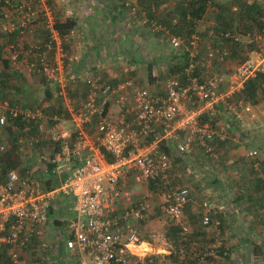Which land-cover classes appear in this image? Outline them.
I'll use <instances>...</instances> for the list:
<instances>
[{"label": "built area", "instance_id": "obj_1", "mask_svg": "<svg viewBox=\"0 0 264 264\" xmlns=\"http://www.w3.org/2000/svg\"><path fill=\"white\" fill-rule=\"evenodd\" d=\"M122 3L129 15L125 27L131 29L138 19L153 35L166 34L169 46L188 57L181 74L168 76L163 85L159 74L151 72L152 81L163 89L162 93L138 85L128 64L124 78L115 83L95 78L89 70H76L87 48L68 52V38L75 29L63 38L54 28L56 19L50 9L44 20L48 35L43 45L7 46L10 63L43 77L51 92L50 100L36 108L15 107L0 98V127L19 118L28 124L33 122L38 132H26L30 143L49 145L37 154L28 151V159L34 163L24 174L14 168L7 172L5 181L0 177V254L12 264L50 262L46 254L51 251L48 256L54 257L61 244L68 252L65 259H72L73 264H158L154 258L157 252L140 229L154 208L150 197L154 192L161 194V208L184 233L189 232L185 209L191 201L189 187L172 185L174 154L163 145L174 147L175 142L176 154L181 156L201 148L216 157L217 138H228L211 123L220 107L237 118L254 111V105L237 95L249 79L264 71V52L240 59L226 78L212 67L225 66L232 59L227 47L208 46L202 54V39L197 32L188 37L173 33L159 18L149 17L138 0ZM0 9L4 30L18 31L21 37L34 33L35 21L44 14L36 0H0ZM201 20L195 21L196 25ZM209 33L216 35L214 29ZM223 36L231 37L230 32ZM250 36L238 34L233 38L245 43ZM50 49L54 53L49 58ZM123 59L120 56L119 60ZM100 60L95 62L97 68H102ZM200 65L205 68L203 74L197 72ZM81 85L86 87V94L76 97L74 93ZM12 126L20 132L16 124ZM11 146L9 141L0 143V157ZM257 154L254 150L248 156ZM75 160L79 162L76 166ZM49 172L61 177L60 184L50 190L40 177ZM131 181L161 185V192L157 187L149 188L145 197H137L134 189L124 188ZM119 198L125 202L123 210L116 209ZM69 199L74 216L65 228L54 229V238H50V213ZM212 208L209 201H203L204 227L212 224ZM145 243L149 247H144ZM139 248L141 251H137Z\"/></svg>", "mask_w": 264, "mask_h": 264}, {"label": "rangeland", "instance_id": "obj_2", "mask_svg": "<svg viewBox=\"0 0 264 264\" xmlns=\"http://www.w3.org/2000/svg\"><path fill=\"white\" fill-rule=\"evenodd\" d=\"M70 1L73 0H65L62 2V4L59 3L61 4L59 10L60 13H62V11L64 12V10H67L66 8L67 6H65V3L68 2V4H70ZM214 1H216L219 4H222L230 0H214ZM180 2H181L180 0H162L160 4L159 3L157 4L158 5L157 16L159 17L161 23L167 24L170 20L179 18ZM261 4L263 5L262 2ZM234 7L236 8L235 10ZM216 9L217 7L211 4L208 11L204 15L203 19L199 23H197L195 28V32H197L202 39V54L205 53L208 46L216 47L221 45L220 41L216 39L214 35H211L209 33V31L213 29V26H215L212 22H214ZM142 10L144 9L142 8ZM236 10H237V6L234 5L232 7V12L236 13ZM52 14L53 16H55L57 13L55 12V15L54 13ZM234 19H235L234 20L235 26L238 24H240L241 28L244 26L245 23L244 21L240 22L238 19H236V17ZM124 21H125L124 19L119 20V22H124ZM125 23L126 21L123 23L121 28H119V23H117L116 28L117 30L119 29L120 31L131 30L133 34V38H132L133 44L131 48H125L121 51L119 49H116L110 52L113 54L112 56L113 62L117 63L114 69L116 70L117 73H121L122 70H124V66H126L128 63H132V68L135 63L139 68L137 69L133 68V70L130 72V75L133 77L135 82L138 85L148 87L150 90L154 92L156 91L158 93H162L163 89L160 86H156L154 84L155 83L154 81L149 80L150 79L149 69L151 68L152 71L155 70V72L159 74L161 81L160 85H163L164 81L168 76L181 74V69L179 68V62H180L179 59L173 58L172 55L174 53V50L169 46L166 36L164 35L155 36L153 34H149L148 32L149 30L147 29V27H145L144 25H140L138 19H136L133 22V26L131 29L125 27ZM106 24L109 25V23ZM251 26L254 25L251 24ZM47 31L48 30L45 27V24H44V30L38 29V34H37L38 36L36 35L35 37L36 43L32 42L35 40H32V36L28 35L29 36L28 42L29 40L30 42H32L30 43V45L40 44L41 42L38 41V38L39 39L46 38L48 35ZM238 34L245 36L251 35L248 39H245L247 42L242 43V48L244 49V51L241 52L242 54L238 55V57L236 58H232L225 66L220 67L214 65L212 67L215 73L222 72L226 78H228L227 77L228 73L231 72L235 63L238 62L240 59H243L244 57L255 56L258 52H264V35L257 34V32L255 34H251L250 32L247 34L245 33L242 34V32ZM182 36L188 37L186 35V32H183ZM136 37H139V39H137ZM146 41L148 42V46L145 45V47H142L140 43H138L141 42L145 44ZM215 42H219V44L218 43L215 44ZM253 43L257 44V48L252 51L250 49V46ZM223 47L228 48L229 46H223ZM66 48L70 52L72 51L71 47L68 46ZM120 54L121 56L122 55L124 56V59L120 60L119 62V60L116 59L115 57L120 56ZM150 63H154L155 66L150 67ZM174 63L176 65L172 66V64ZM176 66L177 69H175ZM203 69L205 71V68L202 67V65H200L199 66L200 74H203L202 71ZM120 76H123L122 73L120 74ZM35 77L36 76L32 75L31 82L27 80V84L31 85L32 87V85L40 83V87H41L42 86L41 84H43L42 80H40V77H38L39 79ZM34 94L36 96V93ZM48 100L50 99L44 98L43 102ZM51 103L53 104V101ZM252 115L255 116V118H253ZM234 117L235 116L232 113H228V111H226L223 107H220V112L213 119L214 122L216 123V127H219L220 130H224V131L227 130L226 134L228 135L229 138L226 141V143L222 146L223 147L222 149L220 150L217 149L219 153H217L216 159H212L211 157H208L205 161L202 162L201 160H198L196 162L193 161L191 163L192 170H186V167L182 169L180 168L179 165L183 164L182 162L180 163L177 162H179L178 159L184 160V159H189L190 157L188 156L187 158H183V157L176 158V156L174 155L175 158L174 164L177 163L178 167H176L177 168L176 172L173 171L172 173V185L174 187H181L184 185L195 187L197 182L203 181L204 185L206 186L205 189L209 190V192H207L205 195L199 192L197 198L193 200L192 206L194 207L193 213L195 217L191 218L189 216H185V222L187 223V225H189V232L184 233L180 225L176 226L178 227V231H176L175 234L181 237L179 238L180 240L177 239L178 242H174L173 238L169 239L171 241H168V238L166 237V234L171 229H173V228H169V225H171L174 222L160 207L161 194H157L156 192H154L153 196L150 197L152 198V201L154 203V208L150 212L147 219H145L144 222L143 221L141 222L140 225L141 232L145 240L148 241L150 240V242L154 243L155 246L159 244H163L164 247H167L168 249L174 251L172 257L173 259H171V261L174 262V259H176V264H264V239L256 240L255 238H252L251 241L247 239L246 240L247 242L236 243V242H229L230 238L229 237L227 238V236L230 233L237 234V230H239L238 231L239 234L246 233L247 235H250V237L251 236L253 237V235L257 236L256 233H258V235L261 234L264 235V189L258 191L259 189L257 188L259 187L257 186V181H259V178L257 176L261 174L264 175V162L258 165V168L256 169L257 175L255 176L254 179L253 178L254 167L252 168L250 164L252 160L247 159V154L246 157H244V153H243V148H246L244 149V152L245 150L247 151L248 149L249 152L254 151L256 149L259 153V157L261 155L260 154L261 151L263 152L264 101L262 102V105L259 108H255L252 113L250 114L242 113L241 118H238L239 120L236 117L235 118ZM234 119L237 122V128L239 132L238 138L235 137V133H233L230 130V128H228L229 126L228 124L230 123L231 120ZM65 124L68 125L69 123L66 122ZM17 129H19L18 125H17ZM1 136L3 138H1ZM20 136H22L20 138L23 139V143H24L23 150L21 148L23 153L25 152L28 153V151L31 150L33 152L39 149L37 145L34 144L35 145L34 146L33 143L29 144L30 140L28 139L30 138V136H27L24 130L20 131ZM10 138L11 135L9 134L6 127H0V143H4L6 141H9L11 143ZM232 140L237 142H233ZM40 146L42 147V150H39V152L43 151L44 148L48 147L49 145L48 143H45L44 145L42 144ZM36 151L33 153L35 154L38 153ZM202 153L203 152H199V154H197L195 158H197ZM27 158L29 157L27 156ZM203 166L207 167V169L204 170H206L208 174L207 176L200 175L201 177L200 176L198 177L197 173L200 169L203 168ZM218 171L221 172L220 179H218L219 177ZM238 173L241 174L240 176L241 178L239 177ZM223 176L226 177L222 178ZM263 177L264 176H262V179H264ZM215 179L218 180V182H215ZM220 181H221L220 184H216L219 183ZM253 181H256V185H254ZM232 182L234 184V188L236 189H234L232 193H230L228 192L229 188L226 187V185L230 183L231 186ZM255 186L256 188H254ZM156 187L157 186L154 185L153 183L150 184L137 183L135 181L126 182L124 185V188L134 189L137 197H145V191L147 189L149 188L156 189ZM156 190L158 193H160L161 185H158ZM219 190H221V192ZM222 193L224 196H222ZM238 193L240 194V197H238ZM248 195L253 196V198L251 199L250 197H248ZM205 200L209 201L213 206L212 224L208 227H204L201 224V217L203 216L204 213L202 209V203ZM70 207H71L70 203L55 207L54 215L55 217L63 221V224L60 226L62 227V229L66 227L67 220L72 217V210ZM219 215H224L225 217V220L222 221L221 224L217 223L218 220L220 219ZM53 228L58 229L59 227H53ZM179 228H181V230ZM193 236L196 237L202 236L203 239L204 238L207 239V242H204L202 245L197 244L196 246H194L188 240ZM166 239L168 243H164V240ZM181 240L183 241L180 243L179 241ZM241 244L243 246L240 249L236 248V246H239ZM221 247L224 248L225 251L228 250L231 251V255L229 256L230 258L228 260L227 258H225L226 254H221L219 252ZM137 251H141V248H139ZM233 252L235 253L233 254ZM194 253H198L199 254L198 257L203 256V260L202 259L198 260L197 256L194 255ZM25 255L26 254L24 253L23 256ZM39 259L40 262H43L41 258Z\"/></svg>", "mask_w": 264, "mask_h": 264}, {"label": "crops", "instance_id": "obj_3", "mask_svg": "<svg viewBox=\"0 0 264 264\" xmlns=\"http://www.w3.org/2000/svg\"><path fill=\"white\" fill-rule=\"evenodd\" d=\"M63 1H65V0H46V3H45V0H36V6H37L38 10L42 11V13L44 11V14L40 13L42 15H40L39 16L40 18H38L34 23L35 31L32 34H29L32 36V40H35V37L38 34V29L44 30V20L46 19L45 15H46V11L48 9H50L51 12L54 13V15H55V12L57 13L55 15L56 20L63 21V20H66L67 18H70V17L75 18L77 21V27L75 28L74 34L69 36L68 43H67L66 47H68V46L71 47V49H72L71 52H79L81 50V48H84V47L87 48L86 49L87 54L82 55L83 57H82L81 61L76 63V65H75L76 70H79V71L89 70L90 73L95 76V78H100L104 81H111L113 83L121 81L122 78H124V76H125L124 75L125 72H124V70H122L121 73L123 76H120L121 73L116 72V70L114 68L117 65V63L113 62V57H112L113 54L110 52H112V50H116V49H119L121 51L125 48H131V46L133 44L132 43L133 42V39H132L133 34H132L131 30H125V31L121 30L120 31L119 29L117 30V28H116L117 23H119V28H121L123 23L129 19L128 11L124 8L122 0H73L74 2L70 1V4H68V2L65 3V6H67L66 7L67 10H64V12L62 11V13H60L59 10H60V6H61ZM255 1L257 3H259L262 7H264V0H261V1L255 0ZM47 2H48V4H47ZM261 2L263 3V5L261 4ZM59 3H61V4H59ZM248 3L250 4V0H248ZM235 9L236 8L234 7V10ZM66 11H67V13H66ZM0 15H1V9H0ZM120 19H124L125 21L119 22ZM106 23H109V25H107ZM212 23L215 25V21ZM2 24H3L2 20H0V49H2L3 47H5L4 49H6V47L9 44H18V45H21L23 48H27V47H29L30 43H32V42L36 43V40L32 41V42H30V40H29V42H28L29 36L27 35L26 37H21L19 35L18 31H15V30L9 31V32L5 31L4 27H2ZM109 26H111V27H109ZM263 33H264V30H263ZM149 34H152V33L149 32ZM136 38L139 39V37H136ZM38 41L42 42L40 44L43 45L45 42V38H42V39L38 38ZM138 43H140V45L142 47H145V45L148 46L147 41L145 44L141 43V42H138ZM68 52L71 53L69 50H68ZM53 53H54V51L50 49L47 52V56L50 58ZM5 56H7V54L5 55L3 53L2 57H5ZM120 56H121V54H120ZM120 56H116L115 58L119 60ZM98 59H101L100 61L102 62V68H97L95 66V62ZM119 62H120V60H119ZM128 65L130 66V67L128 66L130 68V72L133 70V68L134 69L139 68V67H137V64H135V63H134L133 68H132V63H128ZM154 66L155 65L153 63V67ZM118 67H120V66H118ZM32 75L36 76L35 78H37V79H39L38 77H40V80H42V82H43V84H41L42 85L41 87H40V83L32 85V87H31V85L27 84V80L31 82ZM149 80L151 81V79H149ZM2 81H3V84L1 86ZM46 86L47 85L45 83L44 78L41 77L40 75L29 72V71L23 69L22 67H15L12 64H10L9 68L6 69L3 66V64L0 62V98L9 100L10 104L12 106L20 107V108L40 107L41 105H43L42 102L44 101V98H48L47 94H46V89H47ZM77 88H78L77 91L74 93V95L76 97H80L83 94V92H84V94H86V87H84V86L82 87V85H81L80 87H77ZM34 93H36V96ZM48 99H50V98H48ZM261 105H262V103L254 105V109L259 108ZM252 117L255 118V116H253V115H252ZM257 117H259V116H257ZM240 124H241V122H240ZM228 125H229L228 128H230V130L233 133H235V137L238 138L239 132H238V128H237V122L235 121V119L231 120ZM222 131L227 133V130H225V131L222 130ZM1 138H3V137L1 136ZM228 139L229 138H227L224 142L226 143V141ZM218 141L215 143L216 144V154L219 153L217 151V149L220 150L223 148L220 144L218 145ZM232 141L237 142L234 140H232ZM170 142L171 141H168L166 143L169 144ZM172 143L174 144V147L171 144L169 146L164 144L163 148L165 150L173 153L176 156V158H179V157L187 158L188 156L190 157L189 159H184V160L178 159L179 162H177V163H180V162L183 163V164L179 165L181 169L186 167V170H192L191 163L193 161L196 162L198 160H201V162H202V161H205L208 157H211L212 159H216V157H217V156L213 157V156L205 153L201 148H196L195 151L191 155H187V156L177 155L176 154V148H175L176 143L175 142H172ZM225 143H223V145ZM42 144L44 145L43 142H42ZM40 147L37 151L36 150L35 151L39 152V150H42V147L41 148ZM244 149H246V148H243L244 157H246V154H247V159L252 160L250 164H251L252 168L254 167L253 168V170H254L253 171L254 172L253 178L255 179V176L257 175L256 169L258 168V165L260 163L264 162V146H263V152L261 151V153H260L261 154L260 157H259V153L254 157H249L248 156L249 149L247 151L245 150V152H244ZM35 151H33V152H35ZM199 152H203V153L201 155H199L197 158H195V156L197 154H199ZM32 154H35V153L31 152V155ZM177 163L174 164V168L171 171V173H173V171L176 172V169H177L176 167H178ZM77 164H79V162L77 160H75L73 162V165L76 166ZM204 169H207V167L203 166V168L198 171V173H197L198 177L200 175L207 176L208 173ZM66 172H69V170H66ZM218 174H219L218 179H220L221 172L218 171ZM240 176H241V174H239V177ZM260 176H261V178H260ZM262 176H264V175L261 174V175L257 176L259 178V181H257V186H259V187H257L259 189L258 191H261L262 189H264V186H263L264 185V179H262ZM224 177H226V176H223L222 178H224ZM174 178H175V176H174ZM199 182H197L195 187L184 185L186 187H189L191 190V201L186 206L187 209H185V216H189L191 218L195 217L194 213H193L194 207L192 206L193 200L197 198L199 192L203 195H205L207 192H209V190L205 189L206 186L204 185V182L203 181H199ZM215 182H218V180L215 179ZM253 182H254V185H256V181H253ZM220 183H221V181L219 183H216V184H220ZM184 186H181V187H184ZM226 187L229 188L228 192H230V193H232V191L234 189H236V188H234L233 182H232L231 186L229 183L226 185ZM254 188H256V186ZM219 191L221 192V190H219ZM222 196H224L223 193H222ZM238 197H240L239 193H238ZM248 197H250L251 199L253 198V196H251V195H248ZM67 203H70V206H71L70 208L72 210V217H73L74 211L72 209L71 199H69V201ZM67 203L63 202L62 204H67ZM123 205L125 206V202L122 198H119L116 200V205H115L116 209L123 210L124 209ZM211 206H212V204H211ZM219 217H220V219L218 220L217 223L221 224V222L225 220V217H224V215H219ZM144 220H143V222H144ZM173 222L174 223L169 225V228H175L177 225H179L175 221H173ZM170 226H172V227H170ZM238 231L239 230H237V234H231L230 233L227 236V238L228 237L230 238L229 242L242 243V242H247L246 241L247 239L249 241H251L252 238H255L256 240L264 239L263 234L258 235V233H256L257 236L253 235V237L252 236L250 237V235H247L246 233L239 234ZM188 240L194 246H196L197 244L202 245L204 242H207V239H205V238L203 239L202 236H199V237L193 236L192 238H189ZM146 241L151 243L153 245L154 250L157 252V254L154 256V258L158 264H176V259H174V262L171 261V259H173L172 258V250L168 249L167 247H164L163 244H159V245L155 246V244L150 242V240L149 241L146 240ZM226 242H228V241H226ZM164 243H168L167 239L164 240ZM242 246L243 245L241 244L239 246H236V248L240 249ZM144 247L147 248L149 246H148V244L145 243ZM192 251H194V250H192ZM55 252H57V251H55ZM55 252H54V254H55ZM234 253L235 252H233V254ZM48 255H49V253H47L46 256L49 257L48 260L50 262L44 261V264H51V263H54V264H73L72 259L69 260V262H68V260L65 259L66 258L65 256H67L68 254H65V256L62 255L60 257L59 256L52 257V256H48ZM194 255H196L197 258H199L198 253H194ZM227 255L230 256L231 251L228 250ZM202 257L203 256H201V258L198 260H201Z\"/></svg>", "mask_w": 264, "mask_h": 264}, {"label": "trees", "instance_id": "obj_4", "mask_svg": "<svg viewBox=\"0 0 264 264\" xmlns=\"http://www.w3.org/2000/svg\"><path fill=\"white\" fill-rule=\"evenodd\" d=\"M162 0H138V3L141 8H143L147 13L148 16L151 18H159L157 16V7L158 3L160 4ZM179 3L180 7V14L177 23H173V20H170L166 25L173 33L176 34H182L183 32H186V35L189 36L193 32H195L196 28V22L197 20L203 19L204 15L208 11L211 4L215 5L217 7L216 14L214 16L215 26H213V29L215 30V37L220 41L219 46H229L231 52V57L236 58L238 55L242 54L241 52L244 51L242 48V43L236 42V40L233 37H236L238 33H251L260 35H264V7H262L259 3H257L255 0H250V4L248 3V0H230L225 3L219 4L214 0H180ZM236 5L237 10L236 13L232 12V7ZM153 6L156 8H153ZM188 16L191 17V20L188 19ZM238 19L240 22H245L244 26L241 28L240 24L234 25V18ZM160 20V19H159ZM254 26H251V24ZM243 24V23H241ZM251 26V27H250ZM77 27V21L75 18H67L66 20L60 21L56 20L54 24V28L59 32V34L65 38L72 30H74ZM206 29V28H205ZM242 30V31H241ZM255 31V33H254ZM230 32L231 37H225L223 36L224 33ZM164 36L167 37L165 34ZM218 43L219 42H215ZM0 49V62L3 64V66L8 69L10 63V60L8 58V55L5 57H2V54L6 53L8 54V49ZM257 48V44L253 43L250 46V49L253 51ZM6 51V52H4ZM173 58L179 59V68H183V63H185L188 59L187 55H183L180 52L174 51ZM178 63V62H177ZM176 65L175 63L172 64V66ZM153 66V63H150V67ZM149 67V68H150ZM177 69V66L175 67ZM199 68L197 69V72H199ZM151 68L149 69V75L150 79L151 77ZM3 84V81L1 82V86ZM47 87V86H46ZM47 97H51L50 89L47 87L46 89ZM238 98L242 99L246 103H251L252 105H257L259 103H262L264 100V71L259 72L256 77H253L249 79L244 89L237 95ZM207 120V119H206ZM212 125L216 126V123L214 120H211ZM19 126L20 131L26 129V127H29L27 134L35 135L37 134V126L32 122L28 124L26 121L21 120V118L17 119L14 123ZM12 124H9L6 127L9 134L11 135V150L6 154L0 157V177L3 181H5L6 174L11 169H20L21 173L24 174L26 170L33 166L31 163H34L33 161H30L27 158V152L23 153V144L20 142V132L14 131ZM219 138H217V141ZM223 143H225L222 140L218 141V145L220 144L223 146ZM31 144V143H29ZM28 144V145H29ZM38 147H40L41 144H36ZM35 146V145H34ZM33 146V147H34ZM13 148V149H12ZM22 148V150H21ZM41 180L44 182V186L46 189H53L57 187L61 182V177L49 172L47 175H44V173L40 176ZM54 210L52 209L50 213V226L51 229L53 227H59L63 224V221L61 219L55 217ZM47 232V235L50 238H54L53 236V230L54 228ZM181 230V228H179ZM178 231V227H175L171 229L167 234L166 237L169 239L173 238L174 242H178L177 239L181 238L179 235H176L175 232ZM174 234V235H173ZM180 240V239H179ZM34 241V240H33ZM171 241V240H169ZM183 240L179 241L180 243ZM33 243V242H32ZM35 243V242H34ZM38 246L35 245V249ZM32 248V247H31ZM34 250L33 252H35ZM219 252L221 254H226L225 258L229 259L230 257L227 255V251L224 250V248H220ZM48 253H51L48 252ZM67 250L65 249V246L61 244L60 248L55 252L54 256H62L67 254ZM174 251H172V257H173ZM34 253L31 254L32 259ZM53 257V256H52ZM199 257L198 259H200ZM0 264H12L10 260L5 256V254H0Z\"/></svg>", "mask_w": 264, "mask_h": 264}]
</instances>
